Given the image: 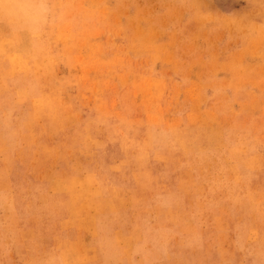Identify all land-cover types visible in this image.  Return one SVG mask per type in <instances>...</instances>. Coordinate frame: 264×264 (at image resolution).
<instances>
[{
	"label": "rangeland",
	"instance_id": "1",
	"mask_svg": "<svg viewBox=\"0 0 264 264\" xmlns=\"http://www.w3.org/2000/svg\"><path fill=\"white\" fill-rule=\"evenodd\" d=\"M260 3L0 1V264L264 260Z\"/></svg>",
	"mask_w": 264,
	"mask_h": 264
},
{
	"label": "bare ground",
	"instance_id": "2",
	"mask_svg": "<svg viewBox=\"0 0 264 264\" xmlns=\"http://www.w3.org/2000/svg\"><path fill=\"white\" fill-rule=\"evenodd\" d=\"M1 1V0H0ZM8 1V0H7ZM21 1V0H20ZM18 3V2H17ZM10 4V3H9ZM4 5V4H3ZM12 5V4H11ZM14 5V4H13ZM27 6V5H26ZM20 8V7H19ZM10 9V8H9ZM21 9V8H20ZM34 9V8H33ZM18 10V9H17ZM30 10V9H29ZM37 10V9H36ZM41 10V9H40ZM16 11V10H15ZM31 11V10H30ZM28 12V11H27ZM26 12V13H27ZM19 13V12H18ZM31 13H32V11H31ZM42 15V14H41ZM41 15H38V16H40L41 17ZM5 16V15H4ZM18 16V15H17ZM31 16V15H30ZM36 16V15H35ZM43 16V15H42ZM12 17V16H11ZM26 18H27V16H26ZM21 19V18H20ZM30 19V18H29ZM33 19V18H32ZM17 20V19H16ZM22 20V19H21ZM26 20V19H25ZM36 20V19H35ZM6 21V20H5ZM11 22V21H10ZM17 22H18V20H17ZM41 23V22H40ZM26 24V23H25ZM24 24V25H25ZM28 25V24H27ZM14 26V25H13ZM18 26V25H17ZM22 26H23V24H22ZM29 26V25H28ZM31 26V25H30ZM15 27V26H14ZM26 27V26H25ZM36 27V26H35ZM11 28V27H10ZM31 28H33V27H31ZM21 29H22V27H21ZM24 29V28H23ZM28 30V29H27ZM32 30H34V29H32ZM41 32V31H40ZM18 33V32H17ZM23 38V37H22ZM33 38V37H32ZM41 39V38H40ZM39 40V39H38ZM8 41V40H7ZM24 41V40H23ZM30 41V40H29ZM13 42V41H12ZM36 42H38V41H36ZM15 43V42H14ZM22 43V42H21ZM2 46V45H1ZM12 46V45H11ZM37 47V46H36ZM16 48V47H15ZM29 50V49H28ZM7 52H9V51H7ZM16 52V51H15ZM1 55V54H0ZM16 55V54H15ZM17 55H18V53H17ZM23 55V54H22ZM10 56V55H9ZM11 57V56H10ZM14 57V56H13ZM21 57V56H20ZM27 57V56H26ZM7 60V59H6ZM20 60V59H19ZM25 60V59H24ZM2 61V60H1ZM12 61V60H11ZM10 62V61H9ZM28 62V61H27ZM12 63V62H11ZM10 63V64H11ZM20 66V65H19ZM5 68V67H4ZM21 68V67H20ZM31 68V67H30ZM40 107V109H41V105L39 106ZM2 108V107H1ZM37 108V107H36ZM43 108V107H42ZM44 109V108H43ZM33 111V110H32ZM37 111H38V109H37ZM41 112V111H40ZM43 114V113H42ZM41 114V115H42ZM38 115V114H37ZM84 175V174H83ZM62 181V180H61ZM70 182H71V180H70ZM70 182H69V184H70ZM72 184V183H71ZM92 184V183H91ZM73 185V184H72ZM71 186V185H70ZM69 187V186H68ZM114 189V188H113ZM32 243V242H31ZM28 249V248H27Z\"/></svg>",
	"mask_w": 264,
	"mask_h": 264
},
{
	"label": "snow or ice",
	"instance_id": "3",
	"mask_svg": "<svg viewBox=\"0 0 264 264\" xmlns=\"http://www.w3.org/2000/svg\"><path fill=\"white\" fill-rule=\"evenodd\" d=\"M253 7H255V5H253ZM259 7H260L262 10H264V0H261V3H260V5H259ZM260 264H264V260H261V261H260Z\"/></svg>",
	"mask_w": 264,
	"mask_h": 264
}]
</instances>
